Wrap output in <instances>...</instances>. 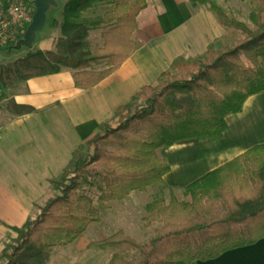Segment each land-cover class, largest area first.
<instances>
[{
  "label": "trees",
  "instance_id": "1",
  "mask_svg": "<svg viewBox=\"0 0 264 264\" xmlns=\"http://www.w3.org/2000/svg\"><path fill=\"white\" fill-rule=\"evenodd\" d=\"M241 1L250 6L249 23L229 16L213 0H190L242 36L226 41L222 49L210 44L202 55L175 58L156 85H145L135 94L139 102L117 108L114 124L101 123L86 142L89 153L82 157L77 152L51 181L56 195L35 218L13 228L16 237L4 246L2 264H47L52 250L98 222L108 203L148 187L159 188L142 219L143 227L157 225L150 239L138 244L117 233L96 246L116 249L129 244L138 251L136 264H190L264 238V143L180 189L182 199L170 189L169 201L163 176L170 166L158 155L179 141L219 139L227 128L225 117L240 112L249 96L264 92V0ZM100 3L109 8L90 18ZM146 6V0H67L61 21L52 22L59 29L52 49L0 63V85L5 88L62 68L73 70L77 87L96 85L137 48L132 35L136 17ZM97 29L101 43L93 48L91 32ZM101 62L105 68L95 71L93 66ZM90 178L102 183L98 207L91 196L76 193Z\"/></svg>",
  "mask_w": 264,
  "mask_h": 264
},
{
  "label": "crops",
  "instance_id": "2",
  "mask_svg": "<svg viewBox=\"0 0 264 264\" xmlns=\"http://www.w3.org/2000/svg\"><path fill=\"white\" fill-rule=\"evenodd\" d=\"M146 1L147 6L136 17L137 27L132 35L137 48L96 85L79 88L73 70L62 68L57 73L3 87L0 100V255L4 246L16 237L13 228L39 214L40 208L56 195L51 181L60 177L81 148L87 147V140L101 123H115L117 108L136 100L135 94L141 87L156 85L159 75L175 58L202 55L210 44L216 46L230 32L204 5H193L190 0ZM61 2L62 10L66 1ZM51 17L54 20L55 14ZM52 22L50 29L59 33ZM55 37L35 34L28 46L34 50L27 52L52 49ZM225 120L227 128L217 140L187 139L158 151L170 166L163 176L167 189L180 190L251 147L263 144L264 92L249 96L242 110L228 114ZM179 145L198 149V152H185L176 158L173 155ZM148 189L133 190L116 202L137 206L141 193ZM111 203L105 211L111 210ZM90 225L73 242L55 247L47 264H110L112 249L95 245L108 238L107 235L100 231L94 239L86 237ZM261 248H264V238L190 264H264V257L251 255ZM2 263L4 259L0 257Z\"/></svg>",
  "mask_w": 264,
  "mask_h": 264
},
{
  "label": "rangeland",
  "instance_id": "3",
  "mask_svg": "<svg viewBox=\"0 0 264 264\" xmlns=\"http://www.w3.org/2000/svg\"><path fill=\"white\" fill-rule=\"evenodd\" d=\"M28 5L31 13L34 10V4L29 2V0H25ZM53 4L50 5V10L47 11V17L43 28L38 31L36 34L38 36H48L51 35L55 37L58 35V31H55L51 28L52 17L51 14H55V20L58 22L61 21V1L67 0H53ZM217 5L222 7L229 16L245 21H248V14L250 12V6L246 1L241 0H213ZM109 6L105 3H100L95 8V10L89 14L90 18H95L98 15H101ZM50 29V30H49ZM229 30V29H228ZM101 29H97L91 32V41L93 48L100 45L101 37H100ZM229 34L225 37V39L219 42L216 46L219 49L224 47L226 41H231L236 39L237 37L242 36L240 31H231L229 30ZM34 50L33 48H29L26 45H23L20 48H11L10 53H3L0 54V63H6L22 56L25 51ZM106 64L104 62L95 64L94 68H104ZM4 92H2L3 97ZM139 102L137 98L132 104ZM114 124V123H112ZM89 153V149L87 147H83L78 152L79 156H86ZM102 183L97 179H87L85 182H81L79 188H77V194H87L93 198L94 205L98 207L99 205V197L102 193L101 191ZM159 191L158 187H149L146 192L141 193V197L138 200L137 206L133 203H126L124 202H114L111 203V210L100 211V222L99 223H92L86 233V237L94 239L98 237L99 232H104L107 237L115 235L117 233H122L125 236L136 241L138 244L146 243L150 237L152 236V229L157 226L155 224L151 225L150 227H143L142 225V217L146 215L145 211V204L152 200L154 195H156ZM176 195L182 199L183 196L180 190L174 191ZM164 198L166 201H169L170 198V190H164ZM38 215V214H37ZM36 215V216H37ZM33 216L32 218H35ZM31 218V219H32ZM112 255L114 256L113 263L114 264H136L137 260L139 259V254L137 249L129 244H123L116 249H112Z\"/></svg>",
  "mask_w": 264,
  "mask_h": 264
},
{
  "label": "built area",
  "instance_id": "4",
  "mask_svg": "<svg viewBox=\"0 0 264 264\" xmlns=\"http://www.w3.org/2000/svg\"><path fill=\"white\" fill-rule=\"evenodd\" d=\"M31 18L32 13L25 0H0V54L10 53L22 38ZM2 92L0 85V100Z\"/></svg>",
  "mask_w": 264,
  "mask_h": 264
},
{
  "label": "water",
  "instance_id": "5",
  "mask_svg": "<svg viewBox=\"0 0 264 264\" xmlns=\"http://www.w3.org/2000/svg\"><path fill=\"white\" fill-rule=\"evenodd\" d=\"M53 2V0H33L34 11L31 21L27 26L22 38L16 42L14 48H20L22 44L26 46L31 45L36 32L43 28L47 17L48 6Z\"/></svg>",
  "mask_w": 264,
  "mask_h": 264
},
{
  "label": "bare ground",
  "instance_id": "6",
  "mask_svg": "<svg viewBox=\"0 0 264 264\" xmlns=\"http://www.w3.org/2000/svg\"><path fill=\"white\" fill-rule=\"evenodd\" d=\"M185 152L196 153L198 152V149H192V148L184 147V145H179L178 147H176V153L173 156L178 158L177 156L184 155ZM251 255H258L260 257H264V248L258 249L257 251L251 253ZM241 262H244V259H242Z\"/></svg>",
  "mask_w": 264,
  "mask_h": 264
}]
</instances>
